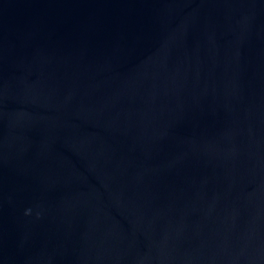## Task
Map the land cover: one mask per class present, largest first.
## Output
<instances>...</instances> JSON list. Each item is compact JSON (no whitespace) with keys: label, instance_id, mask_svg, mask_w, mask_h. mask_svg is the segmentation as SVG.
Returning a JSON list of instances; mask_svg holds the SVG:
<instances>
[{"label":"water","instance_id":"water-1","mask_svg":"<svg viewBox=\"0 0 264 264\" xmlns=\"http://www.w3.org/2000/svg\"><path fill=\"white\" fill-rule=\"evenodd\" d=\"M0 264H264V0H0Z\"/></svg>","mask_w":264,"mask_h":264}]
</instances>
